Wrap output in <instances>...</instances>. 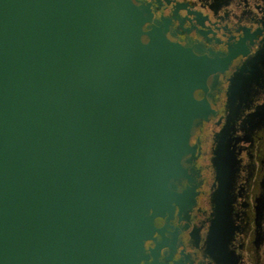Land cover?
<instances>
[{
	"label": "water",
	"instance_id": "water-1",
	"mask_svg": "<svg viewBox=\"0 0 264 264\" xmlns=\"http://www.w3.org/2000/svg\"><path fill=\"white\" fill-rule=\"evenodd\" d=\"M167 23L135 0H0V264H161L156 235L196 205L193 139L215 114L196 93L227 68ZM236 117L211 160L218 264L239 260Z\"/></svg>",
	"mask_w": 264,
	"mask_h": 264
},
{
	"label": "flooded vegetation",
	"instance_id": "flooded-vegetation-1",
	"mask_svg": "<svg viewBox=\"0 0 264 264\" xmlns=\"http://www.w3.org/2000/svg\"><path fill=\"white\" fill-rule=\"evenodd\" d=\"M148 5L154 20L167 23V36L227 68L208 80L207 98L215 114L195 133L198 144L196 205L171 222L161 264H218L208 252L213 195L218 188L211 163L216 135L236 115L233 144L239 161L230 251L238 264H264V0H135ZM153 24L157 25L155 22ZM244 70V89L235 109L228 107L233 80ZM184 186H187L185 184ZM164 226L163 220L157 221ZM164 238V239H163ZM154 243H147L151 249ZM153 260V259H152ZM235 258L229 262L234 264Z\"/></svg>",
	"mask_w": 264,
	"mask_h": 264
}]
</instances>
